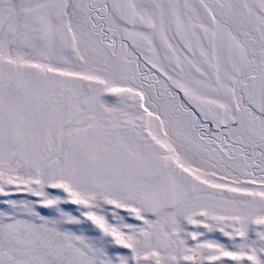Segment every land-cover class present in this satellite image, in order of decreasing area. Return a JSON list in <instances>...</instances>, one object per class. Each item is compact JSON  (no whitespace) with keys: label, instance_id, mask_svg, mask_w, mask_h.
I'll list each match as a JSON object with an SVG mask.
<instances>
[{"label":"snow or ice","instance_id":"1","mask_svg":"<svg viewBox=\"0 0 264 264\" xmlns=\"http://www.w3.org/2000/svg\"><path fill=\"white\" fill-rule=\"evenodd\" d=\"M0 264H264V0H0Z\"/></svg>","mask_w":264,"mask_h":264}]
</instances>
